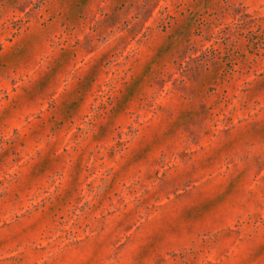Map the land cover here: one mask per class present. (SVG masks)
Returning a JSON list of instances; mask_svg holds the SVG:
<instances>
[{
	"label": "clouds",
	"instance_id": "1",
	"mask_svg": "<svg viewBox=\"0 0 264 264\" xmlns=\"http://www.w3.org/2000/svg\"><path fill=\"white\" fill-rule=\"evenodd\" d=\"M0 264H264V0H0Z\"/></svg>",
	"mask_w": 264,
	"mask_h": 264
}]
</instances>
